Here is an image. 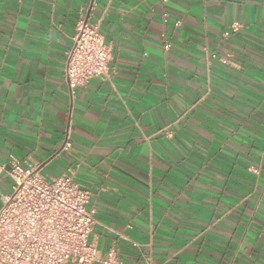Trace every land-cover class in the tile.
Instances as JSON below:
<instances>
[{
	"label": "crops",
	"instance_id": "crops-1",
	"mask_svg": "<svg viewBox=\"0 0 264 264\" xmlns=\"http://www.w3.org/2000/svg\"><path fill=\"white\" fill-rule=\"evenodd\" d=\"M82 20L110 71L72 93ZM11 155L91 191L93 264H264V0H0ZM11 192L0 169V208Z\"/></svg>",
	"mask_w": 264,
	"mask_h": 264
},
{
	"label": "built area",
	"instance_id": "built-area-1",
	"mask_svg": "<svg viewBox=\"0 0 264 264\" xmlns=\"http://www.w3.org/2000/svg\"><path fill=\"white\" fill-rule=\"evenodd\" d=\"M166 21V20H165ZM233 23L223 36L240 31ZM171 43L164 41V49ZM207 52L208 49L204 48ZM212 59H227L211 54ZM111 52L99 25L79 21L72 47L65 54L64 75L74 93L94 79L108 77ZM70 130L59 154L70 153ZM1 171L12 180V192L0 208V264H93L90 243L96 224L90 209L92 193L76 181L73 171L47 179L40 170L11 155ZM143 264H154L145 257Z\"/></svg>",
	"mask_w": 264,
	"mask_h": 264
}]
</instances>
